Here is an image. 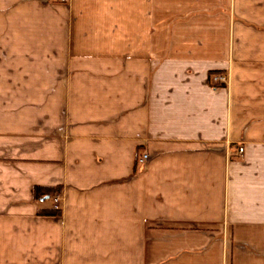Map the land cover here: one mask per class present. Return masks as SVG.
<instances>
[{
  "label": "crops",
  "instance_id": "crops-1",
  "mask_svg": "<svg viewBox=\"0 0 264 264\" xmlns=\"http://www.w3.org/2000/svg\"><path fill=\"white\" fill-rule=\"evenodd\" d=\"M0 264H264V0H0Z\"/></svg>",
  "mask_w": 264,
  "mask_h": 264
},
{
  "label": "trees",
  "instance_id": "trees-1",
  "mask_svg": "<svg viewBox=\"0 0 264 264\" xmlns=\"http://www.w3.org/2000/svg\"><path fill=\"white\" fill-rule=\"evenodd\" d=\"M212 86L213 88L218 87V85L216 84L215 85L213 84ZM55 192L56 190L52 188L34 187L32 190V200L34 202L44 201L50 198ZM40 214L44 216H56L59 213L55 211H42L40 212Z\"/></svg>",
  "mask_w": 264,
  "mask_h": 264
},
{
  "label": "built area",
  "instance_id": "built-area-1",
  "mask_svg": "<svg viewBox=\"0 0 264 264\" xmlns=\"http://www.w3.org/2000/svg\"><path fill=\"white\" fill-rule=\"evenodd\" d=\"M62 2H65L66 0H61ZM214 81L218 84H225L226 82V79L223 77H216L214 78ZM238 152L239 153H242L243 152V149L242 148H239L238 149ZM148 160V156L146 154H143L139 157V159L137 160V164L139 165H144ZM55 201L56 203L59 201V196H56L55 197ZM54 208H57V206H55Z\"/></svg>",
  "mask_w": 264,
  "mask_h": 264
},
{
  "label": "rangeland",
  "instance_id": "rangeland-1",
  "mask_svg": "<svg viewBox=\"0 0 264 264\" xmlns=\"http://www.w3.org/2000/svg\"><path fill=\"white\" fill-rule=\"evenodd\" d=\"M66 1H67V0H66ZM66 1H65V2H66ZM61 2H62V1H61ZM212 83L215 84L216 82H215V81H212ZM216 85H218V86H222L221 84H218V83H216Z\"/></svg>",
  "mask_w": 264,
  "mask_h": 264
}]
</instances>
